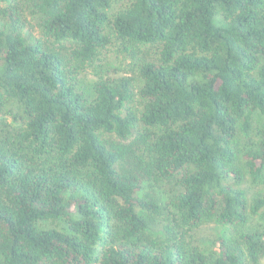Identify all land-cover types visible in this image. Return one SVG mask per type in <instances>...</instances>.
Returning <instances> with one entry per match:
<instances>
[{"label": "trees", "instance_id": "1", "mask_svg": "<svg viewBox=\"0 0 264 264\" xmlns=\"http://www.w3.org/2000/svg\"><path fill=\"white\" fill-rule=\"evenodd\" d=\"M111 3L0 0V264H261L264 0Z\"/></svg>", "mask_w": 264, "mask_h": 264}, {"label": "rangeland", "instance_id": "2", "mask_svg": "<svg viewBox=\"0 0 264 264\" xmlns=\"http://www.w3.org/2000/svg\"><path fill=\"white\" fill-rule=\"evenodd\" d=\"M129 0H112L111 8L109 9L110 14L118 10L120 7L127 4ZM121 47H119L118 41L115 39L114 36L110 35V41L102 51V54L97 61L99 63V68H102L103 70H108L110 73H112L113 69L116 68L119 65V62L121 60ZM93 80V73L89 69V72L82 73L79 76L78 84L83 88L88 90L90 88L91 82ZM8 122H10V118H6ZM254 123L255 126L261 125L264 123V115H258L254 117ZM252 137L253 139L256 138V133L252 131L251 133L247 134V137ZM243 164V161H241ZM241 186L246 189L248 199H251V196L259 193L264 192V173L261 177V180H259L256 183H252L249 181L248 175L245 174L244 181L241 182ZM171 187V185L165 181L161 184H156L154 187L153 194L156 196H160L159 200L162 202H165L167 198V192L163 190H167ZM163 189V190H162ZM167 213L166 210L163 209V211L158 214L154 215V220L150 224V230L154 235L162 234L161 232V225L165 221ZM62 222H46L44 225L46 226H60ZM252 225H264V218H261L258 215H254L252 219ZM234 231L229 228H223L218 226L215 222H205L201 224L198 228L193 230L188 239L192 240V242L196 245L201 244L204 246L206 251H209L213 249V240L216 236L220 234L229 235L232 234ZM215 241V240H214ZM261 264H264V261H261Z\"/></svg>", "mask_w": 264, "mask_h": 264}]
</instances>
